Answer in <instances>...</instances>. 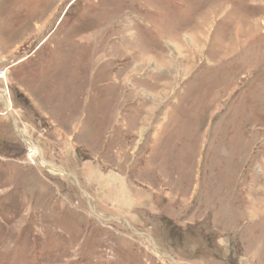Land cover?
Instances as JSON below:
<instances>
[{"label":"rangeland","instance_id":"374dc122","mask_svg":"<svg viewBox=\"0 0 264 264\" xmlns=\"http://www.w3.org/2000/svg\"><path fill=\"white\" fill-rule=\"evenodd\" d=\"M0 96V264H264V0H0Z\"/></svg>","mask_w":264,"mask_h":264},{"label":"water","instance_id":"95a60500","mask_svg":"<svg viewBox=\"0 0 264 264\" xmlns=\"http://www.w3.org/2000/svg\"><path fill=\"white\" fill-rule=\"evenodd\" d=\"M4 109L6 110V112H7V106H6V104H5V106H4ZM9 115L12 117V119H13V121H14V125H15V127H17L18 125H17V121H16V119L14 118V116L11 114V112L9 113ZM16 129H18V128H16ZM50 165H53V164H51V163H48V165L47 166H45L44 168L46 169V170H48V171H50V172H52L51 171V166ZM53 173H55V172H53ZM59 173H62V174H64V175H68V176H70V177H73V179L75 180V182L78 184V186L82 189V191L85 193V191H84V189L81 187V184H80V181H79V179L77 178V176L75 175V174H73L72 172H70V171H67V170H61V171H58L57 172V174H59ZM97 215H99L98 213H96ZM100 216V215H99ZM117 219H121V220H124L126 223H127V226L129 227V228H131L134 232H136L133 228H132V226H131V224L129 223V221L127 220V219H125V218H123V217H116ZM139 234H144V235H147V236H149V234L148 233H142V232H138ZM151 241H152V249H153V251H155L157 254H159V255H162V256H164V253H161L160 251H158L157 250V248H156V244H155V241L153 240V239H151ZM167 255V254H166ZM168 256V255H167Z\"/></svg>","mask_w":264,"mask_h":264},{"label":"bare ground","instance_id":"6f19581e","mask_svg":"<svg viewBox=\"0 0 264 264\" xmlns=\"http://www.w3.org/2000/svg\"><path fill=\"white\" fill-rule=\"evenodd\" d=\"M0 99L3 101L4 106H5V104H6V106H7V111H8V113H10L11 110H9V107H8V105H7V102H6V99L3 98V97H1V96H0ZM18 130H19V129H18ZM23 139L26 141L28 147H30V148H32V149L34 150V152H35L36 155H37V158H38L39 161H40V164L42 165V160H41V158L38 156L37 150H36L33 146L30 145L29 140H26L25 138H23ZM42 167H45V166H42ZM51 171H53V170H51ZM55 172H58V171H55Z\"/></svg>","mask_w":264,"mask_h":264}]
</instances>
